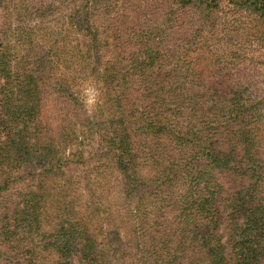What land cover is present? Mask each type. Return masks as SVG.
<instances>
[{
    "label": "trees",
    "instance_id": "16d2710c",
    "mask_svg": "<svg viewBox=\"0 0 264 264\" xmlns=\"http://www.w3.org/2000/svg\"><path fill=\"white\" fill-rule=\"evenodd\" d=\"M254 45L264 0H0V264H264Z\"/></svg>",
    "mask_w": 264,
    "mask_h": 264
},
{
    "label": "clouds",
    "instance_id": "9594fccd",
    "mask_svg": "<svg viewBox=\"0 0 264 264\" xmlns=\"http://www.w3.org/2000/svg\"><path fill=\"white\" fill-rule=\"evenodd\" d=\"M81 102L85 109L91 113L102 102L103 94L98 84L85 81L80 89Z\"/></svg>",
    "mask_w": 264,
    "mask_h": 264
},
{
    "label": "rangeland",
    "instance_id": "374dc122",
    "mask_svg": "<svg viewBox=\"0 0 264 264\" xmlns=\"http://www.w3.org/2000/svg\"><path fill=\"white\" fill-rule=\"evenodd\" d=\"M263 52H264V49H261L259 46L254 45L253 48H252V50H251V55L255 57V56L261 55ZM256 65L260 66L259 63L256 64Z\"/></svg>",
    "mask_w": 264,
    "mask_h": 264
}]
</instances>
